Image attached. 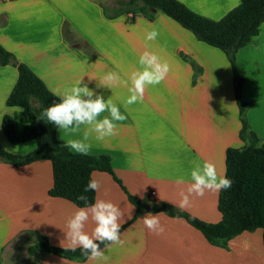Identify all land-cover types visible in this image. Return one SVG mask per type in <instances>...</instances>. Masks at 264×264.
<instances>
[{
	"label": "crops",
	"instance_id": "0c3cea01",
	"mask_svg": "<svg viewBox=\"0 0 264 264\" xmlns=\"http://www.w3.org/2000/svg\"><path fill=\"white\" fill-rule=\"evenodd\" d=\"M178 1L213 21L222 20L241 3ZM121 9L126 10L113 0H16L0 5V45L18 63L30 67L52 93L63 92L81 79L79 86L87 84L105 101L111 98L127 117L116 122L117 135L97 141L91 133L88 141L92 145L88 155L109 156L121 182L106 172L95 171L92 176L101 185L96 199L110 201L122 212L119 223L124 244L101 248L109 257L108 264H264L261 229L244 232L223 248L212 245L185 219L164 213L159 216L163 234L145 227L142 219L147 213L160 214L153 208L161 203L206 223H220V191L190 197L185 209L179 207V193L186 192L193 161L212 162L218 174L227 176L229 154L233 157L244 149L248 140L228 55L161 11H155L152 19L136 14L131 20L133 13H118ZM153 28L159 36L146 41V33ZM146 50L167 61L170 72L161 84L146 89L142 103L126 110L123 102L129 96V76L139 68V56ZM236 69L245 80L241 99L249 104L246 121L263 141L264 24L254 41L237 51ZM109 71L118 73L121 82L112 88L98 87ZM18 76L15 65H0V144L12 154L27 155L36 149V142L13 145L2 130L6 115L14 119L18 130L23 128L22 109L7 106ZM108 115L104 112L99 119ZM86 130L83 125L74 134L58 129L57 138L65 145L70 139H82ZM180 176L185 183L177 185ZM52 187L50 161L16 167L0 160V264H104L28 253L29 247L44 239L54 247L70 249L66 222L80 207L51 197ZM128 194L143 206L136 219L137 208ZM94 227L89 219L85 231L91 235Z\"/></svg>",
	"mask_w": 264,
	"mask_h": 264
},
{
	"label": "trees",
	"instance_id": "16d2710c",
	"mask_svg": "<svg viewBox=\"0 0 264 264\" xmlns=\"http://www.w3.org/2000/svg\"><path fill=\"white\" fill-rule=\"evenodd\" d=\"M240 5L230 11L222 20L213 21L190 10L178 0H130L126 7L118 13L129 12L152 19L155 11H161L195 33L207 44L224 51L234 69L235 91L240 107L244 133L248 145L237 153L229 154L227 178L232 186L221 190L218 209L222 220L218 224H210L168 204H158L153 208L155 213H164L169 217L185 219L191 226L199 230L205 238L218 247H227L230 240L244 232L263 231L264 243V145L256 133L250 130L245 118L249 104L241 99L244 78L236 69V53L254 41L264 24V0H240ZM142 2V5H138ZM132 18L131 20H133ZM13 64L17 67L18 80L7 99L8 107L22 109L21 130L16 128L14 119L6 115L2 120V130L13 145L36 142V149L27 155H15L0 144V160L16 167L26 166L36 161L48 160L53 168V187L49 191L51 197L66 199L78 207L85 203L78 199L81 194L88 197V203L96 200V192H84L95 171L112 175L119 183L106 155L92 156L74 154L62 145L57 138L58 128L46 120L37 119L41 112L59 98L53 96L46 84L26 64L18 63L14 55L0 45V65ZM126 191L125 188H123ZM127 192V191H126ZM128 193V192H127ZM136 206L135 219L143 212V206L135 197L129 195ZM123 229H120V232ZM99 243V242H97ZM108 243V242H106ZM105 245L100 244V248ZM30 255L51 253L67 259H86L80 248L75 251L52 246L47 239L31 246Z\"/></svg>",
	"mask_w": 264,
	"mask_h": 264
},
{
	"label": "clouds",
	"instance_id": "9594fccd",
	"mask_svg": "<svg viewBox=\"0 0 264 264\" xmlns=\"http://www.w3.org/2000/svg\"><path fill=\"white\" fill-rule=\"evenodd\" d=\"M158 36L159 32L153 28L146 33V41H155ZM138 64L139 68L129 76L131 84L128 88L129 96L123 102L126 110L130 105L142 103L146 89L149 86L155 87L161 84L170 72L169 63L152 51H144L139 56ZM120 82L119 74L109 71L104 75L98 87L112 88L114 84ZM81 83L80 79L75 86L65 89L63 92L54 91L53 96L58 97L59 102L54 101L41 112L37 119L46 120L70 134L77 133L82 125L86 126L87 130L84 131L82 139H70L65 142L64 146L74 154L88 155L92 147L88 142L91 133H95L97 141L117 135L118 125L116 122L124 121L127 117L121 114L119 107L113 103L111 98L105 101L102 95L96 94L87 84L79 86ZM104 112H108L109 115L99 119ZM261 146L264 145L257 144L256 147L260 148ZM175 183L182 185L185 183V178L177 177ZM231 186L232 180L227 178L226 174H218L214 163L205 161L201 165L199 162L193 161L186 192L179 193L181 197L179 207L187 208L192 196L203 197L206 191L219 192L227 190ZM100 187L99 181L90 179L84 192H98ZM78 199L85 203V207L76 208L67 219L66 237L70 241L69 247L72 251L80 248L82 255L88 260L103 261L104 264H108L109 257L105 255L104 249L100 248V244L105 245L106 249L110 246L124 244L120 236L121 224L119 223L122 212L117 205L110 201L96 199L94 203L89 204L88 197L83 194L78 196ZM161 214L147 213L142 219L145 227L157 235H161L165 231L159 221ZM89 219L95 225L91 235L85 231V225Z\"/></svg>",
	"mask_w": 264,
	"mask_h": 264
},
{
	"label": "rangeland",
	"instance_id": "374dc122",
	"mask_svg": "<svg viewBox=\"0 0 264 264\" xmlns=\"http://www.w3.org/2000/svg\"><path fill=\"white\" fill-rule=\"evenodd\" d=\"M113 1L120 7H123V6H125V8L130 7L128 5L130 0H113ZM138 5H142V2H139ZM130 8H132V7H130Z\"/></svg>",
	"mask_w": 264,
	"mask_h": 264
},
{
	"label": "built area",
	"instance_id": "2783aa9c",
	"mask_svg": "<svg viewBox=\"0 0 264 264\" xmlns=\"http://www.w3.org/2000/svg\"><path fill=\"white\" fill-rule=\"evenodd\" d=\"M11 1H16V0H0V5H2L4 3H7V2H11ZM129 18L130 19L134 18V15L133 14H129ZM155 194L156 193L154 191L151 192L152 196H155Z\"/></svg>",
	"mask_w": 264,
	"mask_h": 264
},
{
	"label": "water",
	"instance_id": "95a60500",
	"mask_svg": "<svg viewBox=\"0 0 264 264\" xmlns=\"http://www.w3.org/2000/svg\"><path fill=\"white\" fill-rule=\"evenodd\" d=\"M145 209H147V210H148V209H149V206H145Z\"/></svg>",
	"mask_w": 264,
	"mask_h": 264
}]
</instances>
